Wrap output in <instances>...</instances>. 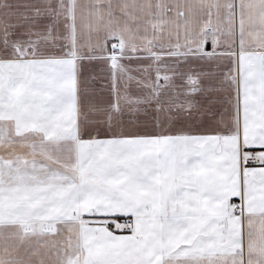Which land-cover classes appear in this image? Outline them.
<instances>
[{"label": "snow or ice", "instance_id": "6c2138e0", "mask_svg": "<svg viewBox=\"0 0 264 264\" xmlns=\"http://www.w3.org/2000/svg\"><path fill=\"white\" fill-rule=\"evenodd\" d=\"M0 264H264V0H0Z\"/></svg>", "mask_w": 264, "mask_h": 264}]
</instances>
